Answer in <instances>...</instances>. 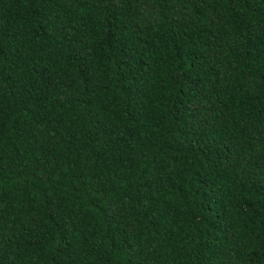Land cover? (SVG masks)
Wrapping results in <instances>:
<instances>
[{"label": "trees", "instance_id": "16d2710c", "mask_svg": "<svg viewBox=\"0 0 264 264\" xmlns=\"http://www.w3.org/2000/svg\"><path fill=\"white\" fill-rule=\"evenodd\" d=\"M0 264H264V0H0Z\"/></svg>", "mask_w": 264, "mask_h": 264}]
</instances>
